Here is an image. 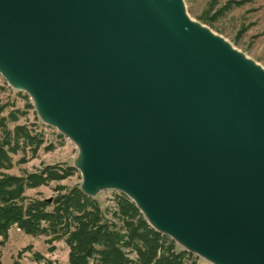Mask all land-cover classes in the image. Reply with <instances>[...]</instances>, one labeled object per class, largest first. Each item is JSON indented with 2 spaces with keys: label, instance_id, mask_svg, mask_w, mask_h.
I'll return each mask as SVG.
<instances>
[{
  "label": "water",
  "instance_id": "1",
  "mask_svg": "<svg viewBox=\"0 0 264 264\" xmlns=\"http://www.w3.org/2000/svg\"><path fill=\"white\" fill-rule=\"evenodd\" d=\"M0 75L77 146L84 195H126L210 264H264V69L183 0H0Z\"/></svg>",
  "mask_w": 264,
  "mask_h": 264
},
{
  "label": "trees",
  "instance_id": "2",
  "mask_svg": "<svg viewBox=\"0 0 264 264\" xmlns=\"http://www.w3.org/2000/svg\"><path fill=\"white\" fill-rule=\"evenodd\" d=\"M215 2L212 0L210 6ZM4 109L0 106V243L7 239L10 229L17 228L25 235L62 241L68 249L66 264H196L194 254L154 230L122 193L115 194L113 206L104 209L78 186H56V195L50 201L27 197L26 191L66 180L77 170L71 165L55 164L10 174L12 157L22 154L18 163L24 164L26 153L35 157L44 139L24 125L8 129L7 122H17L18 116L13 111L3 116ZM51 148L46 146L44 150ZM35 260L59 264L39 254Z\"/></svg>",
  "mask_w": 264,
  "mask_h": 264
},
{
  "label": "rangeland",
  "instance_id": "3",
  "mask_svg": "<svg viewBox=\"0 0 264 264\" xmlns=\"http://www.w3.org/2000/svg\"><path fill=\"white\" fill-rule=\"evenodd\" d=\"M211 1L183 0L186 15L264 69V0H216L213 7L210 6ZM227 3H230V7L211 20V17ZM29 105L32 106V101L27 94L11 88L0 75V106H5L2 115L7 116L10 111H13L18 116L17 122H7V128L12 130L16 125H24L32 132L41 134L44 139L35 157H30L29 152L26 153L24 164L18 163L22 154L13 156L14 165L9 173L18 175L22 170L30 172L42 165L74 166L79 154L77 146L56 128L44 124L33 106L30 108ZM46 146H52V148L45 151ZM80 183L81 174L76 171L66 180L28 190L25 194L29 198L52 200L56 195L54 191L56 186L72 188L79 186ZM118 193L114 190H104L94 199L104 209L113 206V199ZM36 254L59 264H66L68 249L62 241L51 242L44 236L25 235L17 228L10 229L7 239L0 243L2 264H42V261L35 260ZM194 257L196 264H210L199 256L194 255Z\"/></svg>",
  "mask_w": 264,
  "mask_h": 264
}]
</instances>
